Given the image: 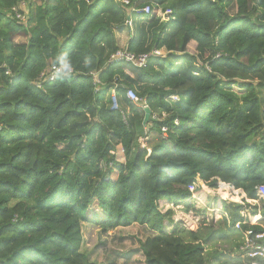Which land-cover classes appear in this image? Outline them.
<instances>
[{
    "label": "trees",
    "instance_id": "1",
    "mask_svg": "<svg viewBox=\"0 0 264 264\" xmlns=\"http://www.w3.org/2000/svg\"><path fill=\"white\" fill-rule=\"evenodd\" d=\"M127 1L0 0V264H98L83 224L147 229L141 264L252 262L240 248L248 230L264 233V0ZM125 30L128 52L165 55L110 63ZM62 53L74 74L40 81ZM127 90L150 109L145 126ZM198 182L244 194L218 199L224 230L190 231L159 210L196 211ZM216 235L229 248L207 252Z\"/></svg>",
    "mask_w": 264,
    "mask_h": 264
},
{
    "label": "rangeland",
    "instance_id": "2",
    "mask_svg": "<svg viewBox=\"0 0 264 264\" xmlns=\"http://www.w3.org/2000/svg\"><path fill=\"white\" fill-rule=\"evenodd\" d=\"M18 13L23 14L26 17L27 7L25 4L20 5ZM123 33H126L128 35L129 32L128 30H125L123 31ZM16 41L23 42L25 40L23 38H18ZM192 48L193 47H189L190 52H192ZM121 157L122 156L119 155L118 158H120L119 160L123 161L124 159ZM240 193H227L223 189L211 190L201 182H198L195 190L196 203H194L196 211H191L192 215H194L195 217V220H193L192 222H194L196 228L201 229L203 233H206L209 227H214L216 230H224L225 225L223 223V220L225 216L223 214V210L219 212L211 211L212 209L205 211V206L207 203H212L215 199L227 200V202L242 204L241 199L245 196L244 194L242 195V193ZM162 204L163 206L161 209H164L165 205H167V210H172L173 212H175L176 220V214L182 209V206L173 208L165 202H162ZM249 204L255 205L256 203L250 201ZM244 215H246L247 218L251 217L247 216V214ZM181 218V215L178 216L177 221L181 222ZM252 218L253 217H251L250 219ZM259 221L260 219H257L256 224L259 223ZM149 234V231L143 227L131 230L125 229L103 234L96 226L83 224L82 249L84 253L89 255L92 261H95L98 264H141L142 256L137 250V247H139L138 240L141 238H145ZM231 240L232 239L228 241H220L219 237L216 235L215 239L209 245V247L205 246V250L207 252L213 250L224 251L229 248Z\"/></svg>",
    "mask_w": 264,
    "mask_h": 264
},
{
    "label": "built area",
    "instance_id": "3",
    "mask_svg": "<svg viewBox=\"0 0 264 264\" xmlns=\"http://www.w3.org/2000/svg\"><path fill=\"white\" fill-rule=\"evenodd\" d=\"M124 5H128V1L127 0H120ZM142 13L144 14H149V8L145 7L142 10ZM22 15L16 14V18L24 21L25 18ZM159 16H162L161 13H159ZM127 26L130 27L131 23L130 20H128L126 22ZM164 51H154L151 55H134L130 52H128L126 50V48H121L120 50H118L115 54H113L110 58V63H115V62H124L127 64H130L132 66H134L137 69H144L147 66V63L149 61V58L151 56H164ZM60 66H52L46 73H43L40 76V81H46V82H54L57 79V71L59 70ZM69 74L73 75L74 72L72 70H69ZM37 86L39 87L40 85L37 84ZM126 97L128 100H130L132 103L138 105L142 110H144L147 105L146 103L138 98L136 96V94L134 93V91L132 90H127L126 91ZM172 100L176 101V98L172 97ZM118 102L116 97L113 94L112 97V109L117 110L118 109ZM153 119L157 120L156 115H153ZM177 124V123H176ZM162 134L165 135L166 133V129L162 128ZM146 138L145 139H141L139 141V144L141 146V148H145V143H146ZM112 155H114L116 157L117 161H121L119 160L120 158L119 155H121L123 158V151L122 149L119 147L117 148V150L115 152L112 153ZM224 189H226L227 192H231V193H239L236 191H233L232 189L229 190V187L226 186ZM195 190H196V185L192 184L188 187V191L191 193L192 198L195 199ZM257 196L259 198V200L264 201V185H261L259 187H257ZM218 208L219 209H213L211 211H221V204L220 201L218 200ZM257 203V202H254ZM163 206L162 202L158 203V207L159 210L161 212H165L168 209V206L165 205L164 209H161ZM209 210V209H207ZM242 216L246 217V215H244L245 213H241ZM181 215V222L182 225L184 226L185 229L190 230V231H195L196 225L194 224V222H192L193 220H195L194 215H192L191 212L189 213H183L181 212V210L179 212H177L176 217ZM251 217H248V221L244 222V223H248L249 225H256V221L257 219H260V216H254L252 219H250ZM228 222V219H226ZM253 220V221H252ZM174 222H177V218L175 220V216H174ZM229 223V222H228ZM227 223V224H228ZM195 227V228H194ZM241 226L240 223L236 224L234 226L235 230H240ZM240 250L242 251V253H244V255L250 259H252V262L250 264H259V262L257 260H263L264 259V233L261 234H255L253 233V231L248 230L247 232L244 233V245L240 248Z\"/></svg>",
    "mask_w": 264,
    "mask_h": 264
},
{
    "label": "clouds",
    "instance_id": "4",
    "mask_svg": "<svg viewBox=\"0 0 264 264\" xmlns=\"http://www.w3.org/2000/svg\"><path fill=\"white\" fill-rule=\"evenodd\" d=\"M57 60L60 64V68L56 75L59 79H70L69 70L71 67L70 61L67 59V53H62ZM203 184V183H202Z\"/></svg>",
    "mask_w": 264,
    "mask_h": 264
},
{
    "label": "crops",
    "instance_id": "5",
    "mask_svg": "<svg viewBox=\"0 0 264 264\" xmlns=\"http://www.w3.org/2000/svg\"><path fill=\"white\" fill-rule=\"evenodd\" d=\"M129 36L126 33L117 35V43L120 48H125L128 43ZM243 194V193H242Z\"/></svg>",
    "mask_w": 264,
    "mask_h": 264
},
{
    "label": "water",
    "instance_id": "6",
    "mask_svg": "<svg viewBox=\"0 0 264 264\" xmlns=\"http://www.w3.org/2000/svg\"><path fill=\"white\" fill-rule=\"evenodd\" d=\"M129 20V18H128ZM144 118H143V122H142V125L145 126L146 123L148 122L149 118H150V115H151V111L148 107H146L144 110Z\"/></svg>",
    "mask_w": 264,
    "mask_h": 264
},
{
    "label": "bare ground",
    "instance_id": "7",
    "mask_svg": "<svg viewBox=\"0 0 264 264\" xmlns=\"http://www.w3.org/2000/svg\"><path fill=\"white\" fill-rule=\"evenodd\" d=\"M178 218V217H177Z\"/></svg>",
    "mask_w": 264,
    "mask_h": 264
}]
</instances>
